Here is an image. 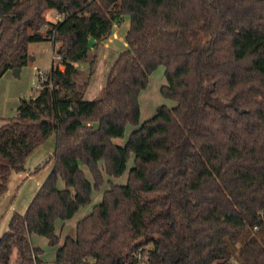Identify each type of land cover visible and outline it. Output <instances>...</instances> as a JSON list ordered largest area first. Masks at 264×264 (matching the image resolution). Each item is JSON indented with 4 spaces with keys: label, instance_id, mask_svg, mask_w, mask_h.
<instances>
[{
    "label": "trees",
    "instance_id": "trees-1",
    "mask_svg": "<svg viewBox=\"0 0 264 264\" xmlns=\"http://www.w3.org/2000/svg\"><path fill=\"white\" fill-rule=\"evenodd\" d=\"M124 17L126 47L86 100L75 64ZM42 41L59 61L0 125V198L52 135L54 164L11 215L0 264L13 253L43 264L33 237L54 249L53 264H138L139 252L146 264H264V0H0V78ZM159 67L174 105L140 124L139 95ZM96 196L61 237L56 223Z\"/></svg>",
    "mask_w": 264,
    "mask_h": 264
},
{
    "label": "rangeland",
    "instance_id": "rangeland-1",
    "mask_svg": "<svg viewBox=\"0 0 264 264\" xmlns=\"http://www.w3.org/2000/svg\"><path fill=\"white\" fill-rule=\"evenodd\" d=\"M45 19L50 22H56L60 18L55 12L47 11L44 15ZM115 31L108 39H104L99 43V48L95 51L91 46L87 57L75 64L72 76L77 89L82 93L83 98L91 100L95 98L104 86L109 69L115 60L117 54L125 49L124 35L129 28V18L124 17L122 22L114 26ZM93 44L91 41L90 45ZM57 46L49 41L31 43L28 45V53L32 60L27 66L19 69L18 74L7 71L0 78V124L7 118L10 119L16 115V101L21 103L24 99L31 98L39 87V82L43 78L41 74H47L52 64L58 63ZM95 56L93 70L91 71V61ZM54 62V63H53ZM63 70V67H60ZM164 69L159 67L148 79L147 88L139 95L140 117L139 123L150 119L159 106H173V102L162 98L159 89L165 84ZM44 77V76H43ZM19 98V99H18ZM134 127L127 126L123 140L116 141L117 144L123 145L125 138L128 137ZM54 148V136H50L46 142L32 151L25 162V170L18 173H12L5 194L6 204L3 217L0 219V235L5 230L6 224L14 212L24 213L29 203L34 198L39 186L45 181L53 168V160L50 152ZM132 165V159L128 161V169ZM127 171L115 180V183L123 184L126 182ZM58 186L62 188L63 183L59 181ZM100 201V196H96L90 206L83 208L74 217L65 222L60 230V223H56V230L61 237L73 235L75 223L89 213L92 206ZM32 242L35 246L40 247L43 252L41 260L43 264H53L54 249L47 245V240L43 237H33ZM15 254H12L9 264L15 263Z\"/></svg>",
    "mask_w": 264,
    "mask_h": 264
},
{
    "label": "crops",
    "instance_id": "crops-1",
    "mask_svg": "<svg viewBox=\"0 0 264 264\" xmlns=\"http://www.w3.org/2000/svg\"><path fill=\"white\" fill-rule=\"evenodd\" d=\"M114 31H115V28H114ZM113 31V32H114ZM115 34V33H114ZM114 34H113V36H114ZM112 36V37H113ZM125 36V35H124ZM124 45H126L125 43H123ZM31 60H32V57H31ZM40 71V70H39ZM19 99V98H18ZM25 100V99H24ZM19 105H20V103H18L17 101H16V103H14V109H15V107H16V111H17V108L19 107ZM7 118H5L4 120H6ZM4 120L1 122V123H3L4 122ZM1 125V124H0ZM49 155H52V150H51V152H50V154ZM43 184V183H42ZM41 184V185H42ZM40 185V186H41ZM40 186H39V188H40ZM38 188V189H39ZM6 194V193H5ZM5 194L0 198V219L3 217V215H4V209H5V207H6V204L9 202V201H6V199H5ZM36 195V194H35ZM30 204V203H29ZM28 207V206H27ZM27 209V208H26ZM25 212V211H24ZM16 213H18V212H16ZM19 214H22V213H19ZM12 215V214H11ZM11 217V216H10ZM10 219V218H9ZM8 222H9V220H8ZM8 222H7V224H6V228H5V230L1 233V235L4 233V232H6L7 231V226H8ZM0 235V236H1ZM15 254V253H14ZM15 259V258H14Z\"/></svg>",
    "mask_w": 264,
    "mask_h": 264
},
{
    "label": "built area",
    "instance_id": "built-area-1",
    "mask_svg": "<svg viewBox=\"0 0 264 264\" xmlns=\"http://www.w3.org/2000/svg\"><path fill=\"white\" fill-rule=\"evenodd\" d=\"M60 20V19H59ZM40 77L43 78L44 74H41V72L39 71ZM137 258H138V264H146V257L142 256L140 254V252L137 254ZM29 264H38L35 259H33V261Z\"/></svg>",
    "mask_w": 264,
    "mask_h": 264
},
{
    "label": "water",
    "instance_id": "water-1",
    "mask_svg": "<svg viewBox=\"0 0 264 264\" xmlns=\"http://www.w3.org/2000/svg\"><path fill=\"white\" fill-rule=\"evenodd\" d=\"M19 69H13V73L18 74Z\"/></svg>",
    "mask_w": 264,
    "mask_h": 264
}]
</instances>
